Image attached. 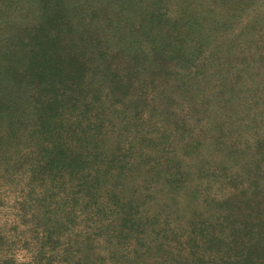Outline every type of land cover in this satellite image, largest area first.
<instances>
[{
  "label": "trees",
  "instance_id": "16d2710c",
  "mask_svg": "<svg viewBox=\"0 0 264 264\" xmlns=\"http://www.w3.org/2000/svg\"><path fill=\"white\" fill-rule=\"evenodd\" d=\"M250 1L39 0L23 18H2L0 191L14 186L25 195L19 210L34 204L47 216L55 186L46 181L58 188L57 262L36 245L37 262L145 264L138 246L152 249L157 238L147 227L156 224L166 248L157 250L172 264H264V131L246 134L255 154L245 162L238 154L231 163L226 143L240 139L235 122L252 123L237 108L249 91L264 98V22L257 32L254 21L241 27ZM108 124L114 136L139 129L110 153L101 149ZM128 143L131 154L123 151ZM203 163V176L214 178L205 187L214 210L183 212L184 224L172 227L182 210L162 209L163 196L149 214L146 203L159 196L154 173L167 169L177 189ZM116 166L144 171V188L135 181L129 189ZM116 169L102 190L104 174ZM44 240H53L49 228ZM23 242L0 224V264H25L15 252Z\"/></svg>",
  "mask_w": 264,
  "mask_h": 264
},
{
  "label": "rangeland",
  "instance_id": "374dc122",
  "mask_svg": "<svg viewBox=\"0 0 264 264\" xmlns=\"http://www.w3.org/2000/svg\"><path fill=\"white\" fill-rule=\"evenodd\" d=\"M38 3H39V0H0V22L2 21V18H6V16L10 13H11L12 19L20 18L21 16L23 18V15L26 12L27 7L28 6L34 7ZM245 9L247 10L245 13H243V17L241 18V27L243 28L249 21H254L256 22V28L253 30V32H257L260 29L263 30L261 24L262 22H264V0H251ZM256 58H257V55L255 56V59ZM252 75L254 74L250 75L251 82L255 80L252 77ZM257 81H258V77H257L256 82ZM256 91L257 90H254L252 92L249 91L247 95V99H245L247 100V104L243 105L241 109H240V106L239 107L237 106L241 114H245V115L247 114L249 116L252 115L253 117L257 111L264 110V98H259V95L261 96V92H259V95H258V92ZM247 109L253 110V112L248 114ZM252 117L249 119L250 122L252 123H249V120L247 121L250 124L249 126L246 125L245 123L243 124L239 123L236 125V122H235V128L234 129L232 128V131L237 132L239 134L240 139L237 136L235 137L231 136L228 139L229 141L226 142L227 145H229L230 148L232 149L230 150V152L233 153L231 163L234 162L235 158L239 157L238 154H241L240 160L242 162L248 161L247 157L248 156L251 157L253 156V154H255L253 148H250L247 145L245 146L244 144L245 136L246 134H251V133L261 134L264 131V122L262 121L264 118L260 117L259 114H258V117L256 118H252ZM109 127H110V124L106 126V129L103 132L102 140H101V149L107 152H110V153L114 151L113 148L118 144V142H121L124 138L132 139V137L136 135V131L139 129L138 127L132 128V125H131V128H130L131 132H129L128 135L123 134V136L121 137L120 135L118 136H114V134L111 135L112 132L108 131ZM185 135L186 133H184V136ZM203 141H206V143L204 142V144L209 145L210 137L204 138ZM176 144L178 147L182 148V144L180 143L179 144L176 143ZM129 145L130 143H128L125 146V149H123V151L126 154H131L132 153L131 150L134 149V148L130 149L131 146ZM193 155L195 158H198L197 154L193 153ZM257 157L259 158V156ZM226 158H231V157L227 156ZM226 162H229V161H226ZM144 165L145 164H143V166ZM204 166L206 167V165H204L203 163L198 172L193 171L194 173L188 176L187 179L184 180L185 183L182 182L183 183L182 185L177 186L175 184V186L173 187H176L177 189L172 188L171 187L172 185L167 182L166 180L167 178L164 174L167 169H165L164 167L161 168L163 172L159 170V172L162 173L160 176H157L156 173H154L152 175V178L159 179V180H156L155 182L156 187H158L157 190L159 192V196L156 197V200H155L156 205L151 206L149 204V201L146 203L147 207L149 208L148 209V211L150 212L149 214L152 215L154 213L153 211H151V209L157 208L158 206H162L164 204L162 202L161 203L159 202L163 196L164 198L168 196L169 201L163 205L162 209L168 206L169 207L168 210H172L176 212L179 211V213H181L180 210H182V213H181L182 215L179 216L180 221H177V222L175 221L172 227L175 226L177 223L184 224V221L188 218L187 216H185L184 213H186V215L189 216L190 213L191 214L196 213V212L199 213V212L206 210L209 206L210 207L213 206L210 204H214L213 198H215V194L208 193V191L205 190V187L209 186L208 180H211V179L214 180V178L213 176H210L208 178L203 176L204 172L202 171H203ZM116 167L121 172H123L124 176H126L124 177V179L126 180V183L129 189L132 188V186L136 185L135 181H138L137 186L140 189L144 188L145 184L143 182H140V180L138 179L139 177L144 175L143 173H140V172H144V171H138L135 168L128 170L124 168L121 169L118 166ZM11 168L12 167H9V170L10 172H13L14 169H11ZM145 168H147V166ZM106 169L107 168H105L102 173H105ZM118 169H116V172L111 171L112 172L111 174L110 173H108V175L104 174V178L102 179V184H101L103 187L102 190H104L105 188L106 189L111 188V186L114 184V181L116 180L115 179L116 175L119 172ZM3 174H8V171H5V169H3ZM134 176L136 177L135 179H134ZM8 179H10V177ZM10 181L12 182V179H10ZM2 182L4 183V180ZM46 183L51 185L52 188L55 186L54 189L52 190V193L55 195L54 199H53V196H47V195H51L50 193L46 195L48 199H46L45 202L51 209V213L47 216H44L45 215L43 213L44 210H42L43 211L42 213H39V209H37V207L34 204H27L24 207L25 209L19 210L18 205H20V202H21L20 200L21 199L23 200L22 196L25 197V195H21V199H20V197L15 191L14 186L5 185L1 188V191H0V201L2 203L0 205V211H1L0 212V224L2 225L4 229V233L9 238L15 236L18 240L24 241L23 243H21L23 247L19 248L21 244L15 247L17 249V250L15 249V252L19 254L21 261L25 262V264H41V262H37L38 260L35 259L34 256L32 257V254H34L35 252L36 245L39 248L44 246L45 251H48V252L50 251V253L46 252L47 255L45 254L43 258H48L50 256L55 255L54 259H55V262H57V220L59 219V216L57 215V189L58 188H57V182H51L48 179ZM138 183H141V184H138ZM37 185L38 187H42L40 184H37ZM15 186L19 188L20 184H16ZM210 187H212V189H215V186L213 185H211ZM171 189L173 191H171ZM27 190L28 191L30 190L32 192V189L29 186H27ZM34 197L36 196L34 195L28 196V198L32 199L33 202L35 201ZM211 208L212 210H214L215 207H211ZM49 216H51L52 219L51 221L49 220V223H48L46 222L48 221L46 220L47 219L46 217H49ZM40 220H43V221H40ZM43 224H45V226ZM44 228L46 229L49 228V230H51V232L53 233V240L49 242V244H44V243H47L44 240ZM154 228H155V231H153ZM147 230H148V233L150 232V235H149L150 238L153 239L154 237H156L157 241H155L156 243H153L152 249L150 250H148V248L150 247V246L148 247V245L138 246L140 248L139 251L143 252L144 254L143 260L145 264H172L170 261H166V260H169L170 257L168 256H167L168 258L163 257L164 258L163 259L162 256L160 255L161 253H159L160 251L158 252V250L162 251V250H165L166 248L164 246L165 240L162 238V236L159 235L158 232L160 230L158 229L157 225L154 224L152 228L147 227ZM139 236L140 234L138 235L136 231L134 230L132 231V237L130 238H132V242H134V244L136 243V240ZM46 261H49V260L46 259L45 262ZM42 264H45V263L42 262Z\"/></svg>",
  "mask_w": 264,
  "mask_h": 264
}]
</instances>
